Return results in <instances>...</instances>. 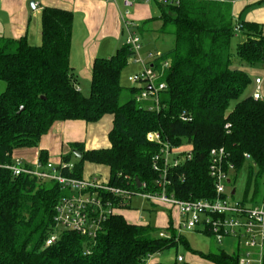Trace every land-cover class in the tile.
<instances>
[{"label":"trees","instance_id":"trees-1","mask_svg":"<svg viewBox=\"0 0 264 264\" xmlns=\"http://www.w3.org/2000/svg\"><path fill=\"white\" fill-rule=\"evenodd\" d=\"M158 6L160 33L174 36L173 48L155 60L159 68L163 61H171L163 77L167 88L160 97V112L151 111L149 102L136 101L139 87L121 84L122 72L134 57L126 44L110 58L95 59L90 94L81 93L70 62L71 11L43 9L40 46L30 45L26 37L0 38V81L6 84L0 95V264H146L154 255L185 244L172 228L166 229L170 238H162V229L132 224L116 214L96 239L65 230L47 247L56 206L67 190L56 181L15 177L1 165L11 163V154L18 149L39 147L55 122L93 124L114 117L111 147L85 151L82 144H72V153L62 162L72 163L73 157L76 161L72 171L62 170L65 177L84 179V165L91 163L109 169L111 187L158 191L153 158L161 147L147 140L149 132H159L173 146L192 147V159L170 172L169 192L181 200L215 197L209 174L212 149H225L235 173L242 169L246 155L264 171V101L242 98L253 79L234 64L236 57L248 66H264L262 25L236 19L229 2ZM237 21L244 40L234 53ZM233 101L238 102L229 111ZM183 114L193 121L182 122ZM39 161L47 164L45 151ZM137 179L146 184L145 189H138ZM239 257L223 251L205 256L214 264H239Z\"/></svg>","mask_w":264,"mask_h":264},{"label":"built area","instance_id":"built-area-1","mask_svg":"<svg viewBox=\"0 0 264 264\" xmlns=\"http://www.w3.org/2000/svg\"><path fill=\"white\" fill-rule=\"evenodd\" d=\"M182 1H212V0H125V6L131 8L136 3H157L164 6H178ZM127 31L126 45L134 53V62L140 65L141 70L128 78L129 83L140 88L136 97L137 102H149L151 111L160 112V97L167 85L163 81L164 73L171 65V61H163L155 66V60L162 54L149 55V61L141 57L143 44L137 25L130 19L124 20ZM241 26L237 21L235 26L236 37L240 35ZM264 79L255 78V92L253 98L262 100L260 92ZM181 121L191 123L193 118L187 114L181 116ZM227 129L230 128L228 124ZM147 140L160 145V152L153 158V170L159 174L156 181V192H135L121 188L111 187L87 179L65 177L62 170H73V163L56 165L41 161L30 165L21 159H13L11 163L1 167L10 171L13 176L22 175L37 178L41 181H56L67 190L57 204L54 216V230L46 241L49 247L57 242L61 231H74L90 239H96L102 231L104 223L118 214L122 206H130L133 197L139 195L144 200L162 208L175 209L179 214L178 231H193L203 229L211 234L216 242L221 243L225 238H232L240 245L241 253L239 264H264V207H250L244 203L233 200L227 192L231 172L234 166L228 163L227 152L224 148H215L210 152L209 174L214 182L215 197L213 199L181 200L169 192L172 184L170 172L192 159L190 145L176 147L169 141H163L159 132H149ZM10 154H8L9 156ZM246 158H250L246 155ZM141 188H146L141 183ZM162 238H170L167 233L159 234ZM182 262L181 257L178 258Z\"/></svg>","mask_w":264,"mask_h":264},{"label":"crops","instance_id":"crops-1","mask_svg":"<svg viewBox=\"0 0 264 264\" xmlns=\"http://www.w3.org/2000/svg\"><path fill=\"white\" fill-rule=\"evenodd\" d=\"M215 1L232 3L233 16L236 19L239 18L248 23L262 25L264 34V0ZM31 2H35V8H32ZM152 4L156 5L157 3H136L133 7L127 8L125 6V0H0V38L18 40L26 37L30 45L40 46L42 44L43 9L46 7L61 8L73 12L74 20L70 62L81 93L83 94V91L87 90L88 95H83L89 96L92 67L95 59L110 58L126 44L120 41L123 34L125 19H130L139 26V33L142 35L141 38H143L141 39L143 44L141 57L144 60L149 61L150 54H155L156 52L160 53L154 46L157 41L156 35L154 36L152 33H149L152 39L145 38L144 40L145 30L142 24L151 19V14L154 12ZM171 49L160 54H165ZM129 61L128 64L132 62L131 59H129ZM131 66H134L136 73L141 70L140 65L136 63H131ZM82 75L85 77L84 80H87V86L83 85V83L81 84ZM121 84L124 87H132L130 83V86H125L122 79ZM262 90H264V83ZM237 102L238 101H236L231 108H234ZM113 122L114 117L111 115L105 116L101 121L93 124L81 120L58 121L55 122L50 131L42 137L39 147L18 149L15 151V154L34 165L39 161L40 152L45 151L47 153V162L58 165L62 162L64 156L69 155V152L72 150L71 145L74 143L82 144L85 151L108 149L111 147L109 133L113 128ZM74 162L75 161L72 160V163ZM109 177V169L105 166L91 163H86L84 165V179L96 181L101 184H108ZM235 192V190L232 191V197L235 195ZM244 204L247 205L246 203ZM257 205L258 204H254L250 207H257ZM261 206L264 207V204H261ZM159 208L162 207L156 205H152L151 207L152 210ZM131 209L130 203V208L120 209L118 214L123 215L122 212ZM162 209L165 211L161 213L159 217L161 216V219L165 223L163 229L172 228L176 234L181 236L185 241L183 245L189 246L188 241L182 234L185 230L181 232L178 231L179 214L177 211L168 208ZM139 220H142V218ZM130 223L147 225L141 221ZM197 230H202L209 235V233L203 229H196L193 231ZM166 233L170 235L168 232ZM210 236L214 238L211 234ZM225 240L226 238L223 241ZM223 241L221 243H223ZM232 243L234 248L232 252L215 247L216 251H223L229 255L236 253L240 254L241 249L238 242L233 240ZM213 248L214 246L212 245L209 251L205 250L206 252L199 253L204 260L201 264H214L205 258L206 255L214 252ZM162 254L154 255L146 264H170L167 263L168 261H166V258L161 257ZM178 258L179 257H177V263L179 262ZM167 259L172 261L170 258ZM182 262H184V259Z\"/></svg>","mask_w":264,"mask_h":264},{"label":"rangeland","instance_id":"rangeland-1","mask_svg":"<svg viewBox=\"0 0 264 264\" xmlns=\"http://www.w3.org/2000/svg\"><path fill=\"white\" fill-rule=\"evenodd\" d=\"M154 8V12L151 14V19L149 21H145L143 28L144 32V40L152 39L151 34L154 36L156 35V44L154 45L157 48V51L162 53L166 50L171 49L174 46V36L168 34H161L159 33L160 28L162 26V22L157 18L160 16V7L156 4H152ZM137 24V23H136ZM140 38L142 35L139 33ZM154 38V37H153ZM127 39V31L125 28L123 29V34L120 39L121 42L126 43ZM143 39V38H141ZM155 40V39H154ZM243 38L238 35L233 39L232 42V50L235 53L237 44L243 42ZM123 44V43H121ZM157 53V52H156ZM131 63L134 64V57L131 58ZM130 62V61H129ZM131 63L125 68L122 72L121 79L123 84L126 86H130L128 83V78L136 74V70L134 66H131ZM234 64L237 67L243 68L247 70L251 78L254 79L259 76L260 78L264 79V66L263 65H255V66H248L247 64H242L236 57L234 58ZM85 77L82 75L81 84L87 86V80H84ZM251 83V85L246 90L244 97H250L254 95L255 92V84ZM85 87V86H83ZM6 84L0 81V95L5 91ZM87 90L83 91L84 95H88ZM262 96V100L264 101V90L260 92ZM126 100V98H123ZM233 101L230 105L231 111L234 106ZM72 153V150L69 152V155ZM13 159H21L24 162L32 165L28 161L22 159L21 157L13 153ZM73 161H76V158H72ZM232 175L230 177L233 179V182L228 184L227 192L232 194V191L235 190V195L232 197L233 200L246 203L248 206H252L254 204H258L257 206H261L264 204V171L261 172L260 168L256 166L255 162L251 158H247L242 169L239 172H231ZM152 205L150 202L144 200L139 195L135 196L131 200V210H126L122 212V214L127 218L128 221L136 223L137 221H141L142 223H146L147 225H151L152 227L162 229V232L166 233V229H163L164 222L159 215L163 213L165 210L162 208L152 210ZM152 210V211H151ZM142 218V220H139ZM183 236L188 241L189 246H185L183 244H179L177 248H172L170 250L165 251L162 254V258H166L167 263L174 264L177 263V257H182L184 262H178V264H201L204 260L200 256V252H206L205 250L209 251L211 246L213 245V250L216 251L215 247L224 249L228 252L233 251V243L231 240L232 238H226L223 243L216 242L215 238H212L210 235L204 233L202 230L197 231H183ZM167 258L172 259L169 260ZM172 262V263H171Z\"/></svg>","mask_w":264,"mask_h":264},{"label":"water","instance_id":"water-1","mask_svg":"<svg viewBox=\"0 0 264 264\" xmlns=\"http://www.w3.org/2000/svg\"><path fill=\"white\" fill-rule=\"evenodd\" d=\"M31 6H32V8H35V2H31ZM74 154L80 159V158H82V153L81 152H78V151H74ZM136 183H137V187H138V189H140L141 187H142V185H141V182L137 179V181H136ZM229 183H230V181H229Z\"/></svg>","mask_w":264,"mask_h":264}]
</instances>
